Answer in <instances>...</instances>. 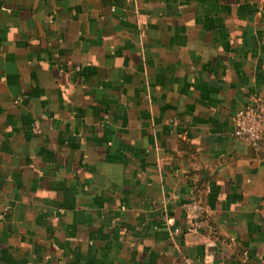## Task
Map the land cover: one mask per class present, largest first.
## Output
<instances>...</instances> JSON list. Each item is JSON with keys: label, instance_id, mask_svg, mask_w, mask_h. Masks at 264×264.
<instances>
[{"label": "crops", "instance_id": "obj_1", "mask_svg": "<svg viewBox=\"0 0 264 264\" xmlns=\"http://www.w3.org/2000/svg\"><path fill=\"white\" fill-rule=\"evenodd\" d=\"M256 96L264 0H0V264H264Z\"/></svg>", "mask_w": 264, "mask_h": 264}, {"label": "built area", "instance_id": "obj_2", "mask_svg": "<svg viewBox=\"0 0 264 264\" xmlns=\"http://www.w3.org/2000/svg\"><path fill=\"white\" fill-rule=\"evenodd\" d=\"M262 98L256 96L254 101L236 110L232 115L233 130L235 138L249 143L256 151L264 144V112ZM34 131H38V121L32 124ZM185 210L194 219V227L203 223L204 205L198 199L184 203ZM177 230V228L175 229Z\"/></svg>", "mask_w": 264, "mask_h": 264}]
</instances>
